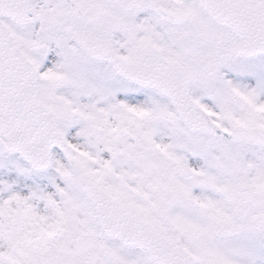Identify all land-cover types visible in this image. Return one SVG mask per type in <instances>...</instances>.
Instances as JSON below:
<instances>
[{"label": "snow or ice", "instance_id": "obj_1", "mask_svg": "<svg viewBox=\"0 0 264 264\" xmlns=\"http://www.w3.org/2000/svg\"><path fill=\"white\" fill-rule=\"evenodd\" d=\"M0 264H264V0H0Z\"/></svg>", "mask_w": 264, "mask_h": 264}]
</instances>
